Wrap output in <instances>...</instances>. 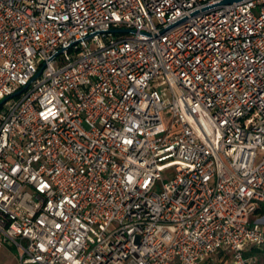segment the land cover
Here are the masks:
<instances>
[{
	"label": "built area",
	"instance_id": "built-area-1",
	"mask_svg": "<svg viewBox=\"0 0 264 264\" xmlns=\"http://www.w3.org/2000/svg\"><path fill=\"white\" fill-rule=\"evenodd\" d=\"M222 1L0 0V247L18 264L264 251V0Z\"/></svg>",
	"mask_w": 264,
	"mask_h": 264
},
{
	"label": "rangeland",
	"instance_id": "rangeland-1",
	"mask_svg": "<svg viewBox=\"0 0 264 264\" xmlns=\"http://www.w3.org/2000/svg\"><path fill=\"white\" fill-rule=\"evenodd\" d=\"M259 254L260 252L256 253L255 250H252V253H250L252 262L255 264H264L263 259L261 260L258 258V257L261 258ZM221 260L218 257H215L214 264H220ZM0 264H18L16 252L14 248L9 247V246L0 247Z\"/></svg>",
	"mask_w": 264,
	"mask_h": 264
},
{
	"label": "water",
	"instance_id": "water-1",
	"mask_svg": "<svg viewBox=\"0 0 264 264\" xmlns=\"http://www.w3.org/2000/svg\"><path fill=\"white\" fill-rule=\"evenodd\" d=\"M238 1H242V0H223L221 2V5H229V4H232V3H235V2H238ZM39 73L36 75L38 76ZM17 94H19V92L15 93L14 96H16ZM6 99H4L3 101L0 102V105L5 101Z\"/></svg>",
	"mask_w": 264,
	"mask_h": 264
},
{
	"label": "crops",
	"instance_id": "crops-1",
	"mask_svg": "<svg viewBox=\"0 0 264 264\" xmlns=\"http://www.w3.org/2000/svg\"><path fill=\"white\" fill-rule=\"evenodd\" d=\"M252 250H255L256 253L260 252L259 255L261 256V258H260V257H258V258L261 259V260L263 259V261H264V251H258V250H256V249H251V250L247 251L246 254H247L248 256H250V253H252ZM250 257H251V256H250ZM255 259H257V258H255ZM259 259H257V260H259ZM253 264H255V263H253Z\"/></svg>",
	"mask_w": 264,
	"mask_h": 264
},
{
	"label": "trees",
	"instance_id": "trees-1",
	"mask_svg": "<svg viewBox=\"0 0 264 264\" xmlns=\"http://www.w3.org/2000/svg\"><path fill=\"white\" fill-rule=\"evenodd\" d=\"M220 264H223V261H221V263Z\"/></svg>",
	"mask_w": 264,
	"mask_h": 264
}]
</instances>
